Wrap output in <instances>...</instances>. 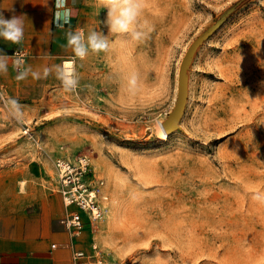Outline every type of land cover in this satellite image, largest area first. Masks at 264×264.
<instances>
[{"label":"rangeland","instance_id":"obj_1","mask_svg":"<svg viewBox=\"0 0 264 264\" xmlns=\"http://www.w3.org/2000/svg\"><path fill=\"white\" fill-rule=\"evenodd\" d=\"M68 7L54 49L78 87L54 75L41 99H17L23 125L0 104L9 218L50 215L68 234L55 162L87 155L109 200L83 248L117 264H264V0H143L141 41L109 32L99 0ZM77 29L104 33L108 50L74 57L66 32ZM190 51L186 107L164 138L158 121L176 108Z\"/></svg>","mask_w":264,"mask_h":264},{"label":"crops","instance_id":"obj_2","mask_svg":"<svg viewBox=\"0 0 264 264\" xmlns=\"http://www.w3.org/2000/svg\"><path fill=\"white\" fill-rule=\"evenodd\" d=\"M55 11V0H0V13L5 18L22 15L24 19L21 44L0 39V49L10 57L17 50L24 52L27 63L36 71L56 65L54 45L60 33L55 29ZM16 75L10 60L9 71L0 74V92L22 101L41 99L54 80V74L24 80H17ZM3 204L0 199V264H74L73 251L83 248L86 239L71 238L50 215L9 218Z\"/></svg>","mask_w":264,"mask_h":264},{"label":"clouds","instance_id":"obj_3","mask_svg":"<svg viewBox=\"0 0 264 264\" xmlns=\"http://www.w3.org/2000/svg\"><path fill=\"white\" fill-rule=\"evenodd\" d=\"M99 4L106 10V19L104 21L108 31L115 34H126L134 41H141L147 36L144 30L148 22H141L140 17L143 11V0H99ZM56 11L54 13V22L58 27H63L69 23L73 15V9L68 7V0H55ZM148 31H151L149 28ZM24 38V19L22 15H12L5 18L0 13V39L12 44L19 45ZM67 45L71 49L74 57L81 60L85 59L89 52L100 53L107 51L109 41L102 32L91 31L85 33L83 30H69L66 32ZM11 60L12 69L17 73V80H24L29 76L34 79L47 78L54 74L61 82L66 91L75 90L79 85V78L75 68L68 64L54 65L44 67L42 71L33 70L27 63L25 53L17 50L10 57L0 49V74H6L9 71V62ZM130 88H135L137 77L133 74L128 80ZM0 104L5 109V114L17 124L23 125L25 122L24 105L16 98L6 96L0 92Z\"/></svg>","mask_w":264,"mask_h":264},{"label":"built area","instance_id":"obj_4","mask_svg":"<svg viewBox=\"0 0 264 264\" xmlns=\"http://www.w3.org/2000/svg\"><path fill=\"white\" fill-rule=\"evenodd\" d=\"M58 192L64 207L60 219L71 238L80 237L87 227L101 222L107 214L108 194L105 180L97 173L91 158L81 155L74 159L62 157L55 162ZM72 248V244H68ZM56 247V245H53ZM101 248L92 242L90 250L73 251L74 264H117L107 261Z\"/></svg>","mask_w":264,"mask_h":264},{"label":"water","instance_id":"obj_5","mask_svg":"<svg viewBox=\"0 0 264 264\" xmlns=\"http://www.w3.org/2000/svg\"><path fill=\"white\" fill-rule=\"evenodd\" d=\"M191 57V51L185 57L183 64L181 66L180 71V79H179V92L177 104L174 112L170 114V119L165 123L166 133L172 132L174 129L178 127V122L183 116L186 102H187V92H186V69L188 62Z\"/></svg>","mask_w":264,"mask_h":264},{"label":"bare ground","instance_id":"obj_6","mask_svg":"<svg viewBox=\"0 0 264 264\" xmlns=\"http://www.w3.org/2000/svg\"><path fill=\"white\" fill-rule=\"evenodd\" d=\"M67 64V63H66ZM69 65V64H68ZM72 66V65H70ZM179 80V79H178ZM179 84V83H178ZM178 90V89H177ZM158 131H159V134L161 135V137H166L167 136V133H166V128H165V124L161 121H158Z\"/></svg>","mask_w":264,"mask_h":264}]
</instances>
